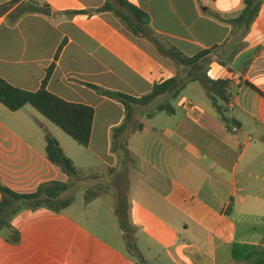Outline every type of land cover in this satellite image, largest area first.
Here are the masks:
<instances>
[{
  "label": "crops",
  "instance_id": "obj_1",
  "mask_svg": "<svg viewBox=\"0 0 264 264\" xmlns=\"http://www.w3.org/2000/svg\"><path fill=\"white\" fill-rule=\"evenodd\" d=\"M107 1L121 10L114 0H0V77L16 87L39 90L59 47L65 44L48 90L94 107L87 148L103 160L106 183L117 190L119 200L124 195L130 222L139 229L133 238L143 260L261 264L264 0L249 27L234 22L244 9L243 0H127L149 20L148 34L138 36L111 11L66 14L95 10ZM158 47L175 48L187 57L212 50L209 63L193 75L229 80L228 100L218 101L229 117L217 110L199 81H189L175 99L176 106L168 95L147 106L154 112L138 109V113L146 110L142 118H152L161 104L169 102L173 119L140 122L143 129L127 137L129 151L122 158L112 151V134L125 120L124 106L86 84L142 97L155 84L177 75L189 79L190 67L163 56ZM183 100L195 108L188 110ZM19 111H10L0 102V180L14 176L15 186L10 187L20 193L23 185L38 181L42 160L34 146L8 124L9 115ZM112 112H116L114 118ZM89 169L78 170L88 174ZM92 175L99 182L100 175ZM100 199L97 196L90 204ZM141 243L148 249L147 257L138 246ZM107 249L98 248L97 258L105 253L113 264H127L128 259Z\"/></svg>",
  "mask_w": 264,
  "mask_h": 264
},
{
  "label": "rangeland",
  "instance_id": "obj_2",
  "mask_svg": "<svg viewBox=\"0 0 264 264\" xmlns=\"http://www.w3.org/2000/svg\"><path fill=\"white\" fill-rule=\"evenodd\" d=\"M174 105L176 106L175 100ZM141 108L154 112L152 106ZM142 111L137 112V118H140V121H137L141 123H163L173 119L169 116L171 114L166 112H158L152 118L146 116L142 118L145 115ZM223 113L229 117L228 112ZM111 114V118L116 116V112ZM138 114L141 117H138ZM102 118L100 112L99 121ZM8 124L34 146L42 160L39 175L35 177L38 181L23 185L21 187L23 192L20 193H33L40 185L53 181L69 182L73 187L60 198H72L73 203L70 207L57 212L47 207L45 203L35 207L26 201H17L13 205L17 211L0 230V264H113L105 253L97 258V249L106 252L107 247L128 259L127 264H156L143 260L137 251L129 246L130 243L135 245L136 240L133 237L136 232L139 233V229L134 230L130 238L125 236L116 210L120 202L126 206L125 197L122 195L119 200L117 190L106 183L108 172L103 166V160L94 157L87 147L80 146L30 105L13 116L9 115ZM46 134L57 138L79 170L84 166H90L89 170L92 171L88 174L81 171L80 174L69 175L60 166L47 162ZM92 174L100 175L99 182L91 179L97 176ZM90 175L91 177H86ZM15 180L14 176L9 175L0 182L10 187L15 186L13 183ZM37 182H40L39 186ZM97 196L101 199L90 204ZM15 229L21 231L22 241L13 245L7 242V239ZM138 246L147 257L146 246L143 243Z\"/></svg>",
  "mask_w": 264,
  "mask_h": 264
},
{
  "label": "trees",
  "instance_id": "obj_3",
  "mask_svg": "<svg viewBox=\"0 0 264 264\" xmlns=\"http://www.w3.org/2000/svg\"><path fill=\"white\" fill-rule=\"evenodd\" d=\"M114 1L120 5L121 10L115 8L110 1H107L104 6L95 10L67 11L66 14L72 17L79 14L92 15L93 13L100 14L111 11L114 12L125 28L132 32V34L136 36L140 34L147 35V26L149 24L147 15L137 7L131 5L127 0ZM243 2L244 9L234 22L249 27L258 16L261 0H243ZM64 46L65 44H62L59 47L55 55V61L47 69L42 86L37 91L16 87L0 77V102L13 112H17L27 105L32 106L80 146L88 147L92 139L96 114L94 107L67 101L48 90V84L53 76L56 62L59 60ZM158 50L163 56L175 58L183 67H190L189 79L183 80L177 75L175 78L161 84H155L152 91L142 97H134L122 92L106 90L94 84H86L98 94L114 99L124 106L125 120L122 125L113 129L112 134V151L120 156H124L129 151L126 144L127 137L143 129V125L137 121L138 109L152 104L163 96L169 95L172 99H177L189 81H199L205 88L214 106L222 113L224 110L218 105V101L228 100L229 80H212L206 75L204 77L193 75L197 70H202L209 63L210 57L208 56L212 53V50L202 51L194 57H187L175 48L165 51L158 47ZM222 64L224 66L227 65L225 62H222ZM158 111L172 114L174 108L169 102H166L158 107ZM137 122L138 124H136ZM45 140L46 157L52 164L60 166L69 175L80 174L74 161L66 155L59 141L54 136L46 134ZM72 187L73 185L69 182L53 181L40 185L33 193H19L0 182V230L8 224L10 216L17 211L13 208V205L17 201H26L35 207L41 203H45L47 207L58 212L72 205V198H60L63 193ZM116 210L120 218V226L125 232V235L130 238L136 228L130 222L128 209L123 202H120ZM21 241L22 233L18 229L13 230L7 239V242L13 245L19 244ZM129 246L137 251L134 244L130 243ZM243 247L247 250L253 249L251 246ZM261 261L260 263L264 264V259Z\"/></svg>",
  "mask_w": 264,
  "mask_h": 264
},
{
  "label": "built area",
  "instance_id": "obj_4",
  "mask_svg": "<svg viewBox=\"0 0 264 264\" xmlns=\"http://www.w3.org/2000/svg\"><path fill=\"white\" fill-rule=\"evenodd\" d=\"M182 105L184 107H186L188 110H192V109L195 108V106L193 105V103L190 102L189 100H183ZM237 130H238V128H235L234 129V131H237Z\"/></svg>",
  "mask_w": 264,
  "mask_h": 264
},
{
  "label": "water",
  "instance_id": "obj_5",
  "mask_svg": "<svg viewBox=\"0 0 264 264\" xmlns=\"http://www.w3.org/2000/svg\"><path fill=\"white\" fill-rule=\"evenodd\" d=\"M37 5H39V4H37Z\"/></svg>",
  "mask_w": 264,
  "mask_h": 264
}]
</instances>
